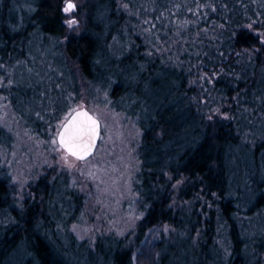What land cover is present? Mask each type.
Segmentation results:
<instances>
[{"label":"trees","instance_id":"obj_1","mask_svg":"<svg viewBox=\"0 0 264 264\" xmlns=\"http://www.w3.org/2000/svg\"><path fill=\"white\" fill-rule=\"evenodd\" d=\"M68 1L0 0V213L12 219L0 227V264L18 248L17 264H131L156 234L155 264H264V237L243 252L236 227L264 210V142L249 153L239 140L249 126L264 130V0H78L75 26ZM96 86L140 129L129 184L142 216L108 250L57 243L46 226L57 213L48 176L19 209L1 166L11 124L45 146ZM232 175L248 178L246 199ZM217 224L230 230L227 257L214 242Z\"/></svg>","mask_w":264,"mask_h":264},{"label":"rangeland","instance_id":"obj_2","mask_svg":"<svg viewBox=\"0 0 264 264\" xmlns=\"http://www.w3.org/2000/svg\"><path fill=\"white\" fill-rule=\"evenodd\" d=\"M68 2L75 5L74 9L67 12V19L74 20L75 23L71 25L75 26L77 17L83 11V3L78 0ZM71 108L68 117L74 109L85 108L100 122V140L91 158L80 162L69 157L74 167L69 169L65 165L62 159L65 153L57 143H53L65 122L64 119L56 123V131L49 136L51 141L45 146L40 142H31L17 126L11 124L13 146L4 155L1 166L7 171L14 203L19 209L24 208V203L33 204L34 189L38 180L48 176L45 180L49 182L48 192L51 190V184L55 189L50 193L52 199L49 201V207L51 210L56 209L57 213L51 216L46 226L50 237L52 233L55 234L53 238L58 240L57 243L66 247L68 238L71 237L76 245L84 243L89 247L98 241L105 242L102 249L108 250L107 241H115L131 232L142 216L139 210L140 200L136 194L131 193L129 184L138 167L135 157L140 140L137 117H128L124 111L113 106L112 102L107 101L104 89L99 86L87 89L86 94L82 93ZM246 130L248 131L244 137L239 140L250 153L258 144L264 142V130L259 126H249ZM242 162L247 166L251 165L248 154L242 156ZM61 176L67 178V186L59 184ZM231 179L234 189L240 191L242 198L246 199L248 178L245 175L238 178L232 175ZM71 191L76 198L70 196ZM173 201L176 205L174 197ZM181 205L183 211L188 212L189 203ZM11 221L6 214L0 213V227L8 225ZM236 227L245 252V248L251 246L258 237H264V210L239 216L236 218ZM229 231L227 225L217 224L214 233L217 250L221 251L224 257H227L232 249ZM157 235L151 236L148 243L136 252L131 264H155ZM23 258V250L18 248L10 260L12 264H17ZM184 258L182 254L181 259ZM97 260L99 264L102 261L100 257Z\"/></svg>","mask_w":264,"mask_h":264},{"label":"snow or ice","instance_id":"obj_3","mask_svg":"<svg viewBox=\"0 0 264 264\" xmlns=\"http://www.w3.org/2000/svg\"><path fill=\"white\" fill-rule=\"evenodd\" d=\"M75 5L71 2L67 3L64 11L74 9ZM75 21H70V25ZM75 116L71 119L65 117L66 123L62 124V130L58 133V142L60 148L65 153L62 156L65 165L71 169L74 165L69 161V157L76 160H84L91 150L96 147L95 141L98 136V122L93 117L89 116L87 112L77 111ZM71 115V114H69ZM57 141H53L55 144Z\"/></svg>","mask_w":264,"mask_h":264},{"label":"water","instance_id":"obj_4","mask_svg":"<svg viewBox=\"0 0 264 264\" xmlns=\"http://www.w3.org/2000/svg\"><path fill=\"white\" fill-rule=\"evenodd\" d=\"M68 3H69V2H68ZM72 4H73V3H72ZM77 111H84V112H87L89 116L93 117V118H94L95 120H97V122H98V136H97L96 141H95L96 147H94V148L91 150V153H90V154H89L84 160H77V161L83 162V161L88 160V159H89V158L95 153L96 148H97L98 143H99V140H100L101 126H100V122L98 121V119L95 118V117H94L90 112H88L85 108L78 109ZM75 115H76V112L74 111V112H73L68 118L71 119V117H72V116H75ZM64 123H66V121H65ZM61 130H62V125H61V127H60L58 133H59ZM58 133H57V136H56V141H57L56 143H57V145L60 147L59 142H58ZM71 158H73V157H71ZM73 159H75V158H73ZM75 160H76V159H75Z\"/></svg>","mask_w":264,"mask_h":264}]
</instances>
